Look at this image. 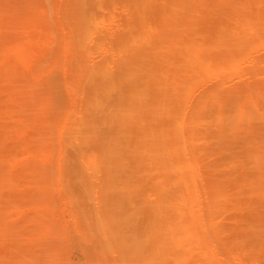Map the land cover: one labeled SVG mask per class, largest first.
Masks as SVG:
<instances>
[{
  "label": "rangeland",
  "instance_id": "obj_1",
  "mask_svg": "<svg viewBox=\"0 0 264 264\" xmlns=\"http://www.w3.org/2000/svg\"><path fill=\"white\" fill-rule=\"evenodd\" d=\"M204 42L226 50L205 55ZM120 122L135 138V169L120 171L119 151L105 149ZM157 138L164 159L152 167L143 144L152 152ZM189 154L192 197L177 214L185 231L192 215L180 242L192 244V264H264V0H0V264H125L112 204L126 197L146 227L167 220L159 203L172 202L173 167ZM165 167L170 184L155 191Z\"/></svg>",
  "mask_w": 264,
  "mask_h": 264
},
{
  "label": "bare ground",
  "instance_id": "obj_2",
  "mask_svg": "<svg viewBox=\"0 0 264 264\" xmlns=\"http://www.w3.org/2000/svg\"><path fill=\"white\" fill-rule=\"evenodd\" d=\"M189 1H192V0H189ZM82 5H83V2H82ZM79 7V6H78ZM84 8L86 9L84 12H85V14H83V16H84V18H86V19H84V18H82V19H84L85 20V22H86V20H88L89 18V15H88V8L86 7V5H84ZM76 10V12L78 11L77 9H75ZM80 10V9H79ZM175 10V9H174ZM173 10V12H175ZM83 12V11H82ZM79 14H80V11H79ZM175 14H176V12H175ZM81 15V14H80ZM173 15H174V13H173ZM172 15V16H173ZM175 16V15H174ZM77 17V16H76ZM172 18V17H171ZM173 18H176V17H173ZM172 18V19H173ZM78 19V18H77ZM79 19H80V17H79ZM78 19V20H79ZM82 19H80V21L82 20ZM83 20V21H84ZM90 20V19H89ZM169 20H171V19H168V21ZM174 20V19H173ZM82 21V22H83ZM175 21V20H174ZM82 22H81V24H79L80 26L79 27H81L82 26ZM88 22V21H87ZM90 22H94L95 23V21H90ZM89 22V23H90ZM84 23V22H83ZM93 23V24H94ZM168 23V22H167ZM175 23H177V22H173V24H171V23H169V24H171L172 26L174 25L175 26ZM220 23V22H219ZM88 24V23H87ZM90 24H92V23H90ZM178 24V23H177ZM221 24V23H220ZM224 24V28H225V26L226 27H228V26H230L231 25V22H227V21H224L221 25H223ZM95 25V24H94ZM93 25V26H94ZM83 26H87V25H83ZM173 26V27H174ZM212 26H214V25H212ZM216 24H215V28H213L212 27V29H217L218 28V26H217V28H216ZM90 27H92L91 25H90ZM168 27H171L170 25L168 26ZM221 27H223V26H221ZM83 28V27H82ZM87 28L89 29V27L87 26ZM176 28V27H175ZM220 28V27H219ZM218 28V29H219ZM79 29V28H78ZM84 29L85 28H83V32H84ZM218 29L216 30V31H213V35H214V32H216L217 33V31H218ZM225 29H227L226 31H228V28H225ZM81 30V29H80ZM87 30V29H86ZM90 30V29H89ZM89 30H87V32L89 31ZM92 30V29H91ZM95 30V29H94ZM93 30V31H94ZM173 30V29H172ZM171 30V31H172ZM79 31V30H78ZM166 31V30H165ZM169 31V30H168ZM170 31V32H171ZM174 31H176L175 29L173 30V32ZM224 31V30H223ZM222 31V28L220 29V32L222 33L223 32ZM225 31V32H226ZM79 32H81V31H79ZM82 32V33H83ZM219 32V33H220ZM229 32V31H228ZM85 33V32H84ZM94 33V32H93ZM92 33V34H93ZM79 35H81L80 33H78ZM89 34H91L90 33V31H89ZM166 34H167V32H166ZM78 35V36H79ZM84 35V34H83ZM82 35V36H83ZM86 35V34H85ZM88 35V34H87ZM222 35H224V34H222ZM242 35L243 34H241V35H239L238 36V39H237V44L238 43H240V39H241V37H242ZM92 37H93V35H91ZM218 36V35H217ZM216 36V37H217ZM87 37V36H86ZM215 37V36H214ZM216 37H215V40H218V39H216ZM218 37H220V35L218 36ZM80 39H81V37H79ZM88 38H89V36H88ZM224 38H227V36L225 37L224 36ZM223 38V36H221L220 37V40H223L224 39ZM79 39V40H80ZM212 39H214L213 37H212ZM211 39V45H212V42H214V40H212ZM88 40H91V39H88ZM87 40V41H88ZM220 40H218V42L220 41ZM225 40V39H224ZM86 41V40H85ZM82 42V41H81ZM80 42V45H84V44H82ZM217 42V41H216ZM222 42V41H221ZM225 42V41H224ZM224 42H222V45L223 44H225ZM228 42V41H227ZM85 43V42H84ZM88 44L90 43V42H87ZM168 43H171V42H168ZM175 43V42H174ZM201 42H198L196 45V52H198V49H200V47H198L199 45L198 44H200ZM176 44V43H175ZM204 44H205V46H206V49L207 50H205L207 53L205 54V55H207V54H210L211 53V51H213V50H216V49H214V48H218V50H219V46H218V43H217V45L215 44V46L216 47H214V46H210V44H206L205 42H204ZM219 44H221V43H219ZM227 44V43H226ZM170 45V44H169ZM169 45H168V47H169ZM201 45V44H200ZM214 45V44H213ZM84 46H86V45H84ZM174 46V45H173ZM172 45H170V48L171 49H173L172 47H173ZM202 46V45H201ZM80 47V46H79ZM198 47V48H197ZM224 47V46H223ZM225 47H226V45H225ZM224 47V48H225ZM174 48H175V46H174ZM222 48V47H221ZM220 48V49H221ZM223 48V49H224ZM169 49V48H168ZM167 49V50H168ZM202 49V48H201ZM223 49H221V50H219V51H222ZM224 50H226V49H224ZM223 50V51H224ZM168 51H170V49L168 50ZM218 51V52H219ZM171 52V51H170ZM169 52V53H170ZM173 52V51H172ZM193 52V51H192ZM195 51H194V53H196ZM199 52H200V50H199ZM199 52H198V54H199ZM182 53H183V51H182ZM187 53H189V51L187 52ZM193 53V54H194ZM201 53V52H200ZM216 53V51L214 52V54ZM219 53H222V52H219ZM219 53H217V54H219ZM224 53V52H223ZM180 54V53H179ZM178 54V55H179ZM198 54H197V56H198ZM213 54V53H212ZM163 55H164V53H163ZM183 55H185V54H182V57L183 58H185ZM188 55V57L190 56L189 54H187ZM202 55H203V53H202ZM201 55V56H202ZM204 55V56H205ZM221 55V54H220ZM186 56V55H185ZM200 56V55H199ZM215 56V55H214ZM217 56H219V55H217ZM164 57V56H163ZM179 57V56H178ZM203 57V56H202ZM170 58L171 57H169V62H170ZM172 60V59H171ZM175 59H173V61H174ZM179 60V59H178ZM185 60V59H184ZM180 61H181V59H180ZM182 61H183V59H182ZM143 62V61H142ZM176 62L177 61H175L174 62V64L175 65H177L176 64ZM185 62V61H184ZM171 63H173V62H171ZM180 63V62H179ZM182 64V63H181ZM184 64V63H183ZM185 64H187V63H185ZM189 64V63H188ZM187 64V65H188ZM168 65V64H167ZM175 65H174V68L175 69H178V68H176L175 67ZM160 66H163V65H160ZM171 66V65H170ZM180 66V65H179ZM84 67H85V65H84ZM169 67V66H168ZM167 66H166V68H168ZM190 67V66H189ZM192 67V66H191ZM87 68V67H86ZM157 68H159V67H157ZM164 68H165V66H164ZM180 68H181V66H180ZM188 68V67H187ZM91 69V71H92V68H89V70ZM184 69V68H183ZM182 69V71H185V70H183ZM206 69V68H205ZM138 70V69H137ZM140 70V69H139ZM138 70V71H139ZM157 71H158V69H156ZM162 70V69H161ZM164 71H166V69H163ZM171 70V69H170ZM180 70V69H179ZM189 70V69H188ZM83 71H84V68H83ZM137 71V72H138ZM187 71V70H186ZM168 73H170V71H167ZM166 72V73H167ZM176 72H177V70H176ZM175 72V73H176ZM188 72V71H187ZM195 72V71H194ZM89 73H90V71H89ZM157 73V72H156ZM159 73H161V72H159ZM164 73V72H163ZM168 73H167V75H168ZM181 73V72H180ZM184 73V72H183ZM193 73V72H192ZM158 74V73H157ZM86 75V74H85ZM89 74H87L86 76H88ZM178 75H179V71H178ZM186 75V74H185ZM83 76V75H82ZM157 76V75H156ZM155 75H154V77H156ZM159 76V75H158ZM166 76V75H165ZM187 76H189V75H187ZM85 77V76H84ZM164 77V76H163ZM168 77V76H167ZM183 77V76H182ZM159 78V77H158ZM157 78V79H158ZM164 78H166V77H164ZM184 78H187V77H183V79ZM156 79V80H157ZM169 79V78H168ZM172 79L173 80H175L173 77H172ZM155 80V81H156ZM160 80H161V78H160ZM162 81L163 80H161V83H162ZM166 81H168V82H170L169 80H166ZM187 81V80H186ZM157 82H159V80L157 81ZM171 83H172V81H171ZM154 84V83H153ZM172 84H174V83H172ZM161 85H163V83L161 84ZM166 85H168V84H166ZM170 85V84H169ZM168 85V86H169ZM177 85H179L178 84V82H177ZM151 85H149L148 87H150ZM183 86V85H182ZM158 87V86H157ZM172 86H170V88H171ZM181 87V86H180ZM105 88H107V87H103L102 88V90H101V92L103 91V90H105ZM139 88H141V86L139 87ZM146 89V88H145ZM141 90V89H140ZM139 90V91H140ZM144 90V89H143ZM163 90V89H162ZM142 91V90H141ZM145 91V90H144ZM143 92V91H142ZM139 93V92H138ZM169 95V94H168ZM171 95V94H170ZM146 96V95H145ZM163 96H164V94H163ZM172 96V95H171ZM140 97V96H139ZM157 97H161V95H158ZM164 97H166V94H165V96ZM147 99H148V97H146ZM167 98V97H166ZM166 98H165V100H166ZM172 98H174V97H172ZM178 98V97H177ZM156 99V98H155ZM141 100V99H140ZM178 99H176L175 101H177ZM149 101V100H148ZM162 101H164V99L162 100ZM162 101H160L159 103H162ZM174 101V100H173ZM138 102V101H137ZM158 102V101H157ZM168 102V101H167ZM149 102H147V103H145V104H148ZM164 103H166V101L164 102ZM164 103H162V104H164ZM169 103V102H168ZM171 103H172V101H171ZM174 103V102H173ZM172 103V104H173ZM214 105H215V103L211 106L212 107V109L214 108ZM163 106V105H162ZM165 106H169V108L171 107V104L170 105H168V104H166ZM164 108V107H163ZM168 108V107H167ZM125 109V108H124ZM127 109V108H126ZM125 109V110H126ZM209 109V108H208ZM117 110V109H116ZM118 112V111H117ZM117 112L115 113V114H117ZM119 113V112H118ZM159 113V112H158ZM159 115H161V113L159 114ZM158 115V116H159ZM155 116V115H154ZM157 116V115H156ZM185 116V115H184ZM180 117V116H179ZM182 117V116H181ZM187 117V116H186ZM185 118V117H184ZM191 118V117H190ZM189 118V119H190ZM185 119H187V118H185ZM178 120H179V118H178ZM191 120V119H190ZM190 120H189V122H185V123H187V125H190V124H188V123H190ZM184 121V120H183ZM186 121H188V119L186 120ZM203 118H201V119H197L196 120V122H195V124L196 125H202V123H203ZM176 123V122H175ZM181 123H183V122H181ZM184 123V124H185ZM177 124V123H176ZM172 125H174V122H173V124ZM186 125V124H185ZM170 126V125H169ZM175 126V128H176V126L177 125H174ZM173 126V127H174ZM172 127V126H171ZM177 127H179V126H177ZM188 127V126H187ZM168 128V127H167ZM185 128V127H184ZM115 129V131H113L112 132V135L114 134V136H111V137H114L115 139L114 140H110L109 142H108V144H107V147L105 148V149H107L111 154H113V153H115V152H117V150L119 151L118 153L120 154V157H118V158H122V161H121V163H119V168L118 169H120V171H122V168L123 167H125L126 166V168L128 169V170H131V168L133 167V164H134V169H135V165L136 164H138L139 162H141V161H138V156H137V153L136 152H138V148H136L134 145H133V143H134V135H132L131 134V132H130V130L127 128V125L125 124V123H123V122H120L119 124H118V126L117 127H115L114 128ZM137 130H138V128H137ZM155 130V129H154ZM164 130V129H163ZM170 130V129H169ZM175 130V129H174ZM184 130H186V128L184 129ZM192 130V129H191ZM133 131V130H132ZM157 131V130H156ZM176 131V130H175ZM174 131V132H175ZM179 131V130H178ZM115 132V133H114ZM157 132H159V130L157 131ZM157 132H156V134H157ZM186 132V131H185ZM184 132V133H185ZM139 133V132H138ZM153 134H154V132H152ZM151 133V134H152ZM164 133V132H163ZM162 133V134H163ZM179 133V132H178ZM187 133V132H186ZM190 133V132H189ZM134 134V133H133ZM145 134H146V132H145ZM147 134H148V132H147ZM150 134V135H151ZM161 134V133H160ZM161 134V135H162ZM115 135H116V137H115ZM137 135V134H136ZM139 135V134H138ZM155 135V134H154ZM164 135H165V133H164ZM141 136V135H140ZM142 136H146V135H142ZM141 136V137H142ZM147 136H149V135H147ZM157 136H158V134H157ZM75 137V136H74ZM80 137V136H79ZM128 137V138H127ZM151 137H153V135H151L149 138L151 139ZM165 137V136H164ZM139 138V137H138ZM145 137H143V139H144ZM162 138V137H161ZM76 139V138H75ZM80 139V138H79ZM83 139V138H82ZM122 139H124V140H126L127 141V143H124L125 145L124 146H121L122 145V142H121V140ZM142 139V138H141ZM154 139V138H153ZM153 139L151 140V141H153ZM81 140V139H80ZM80 140H78V141H80ZM84 140V139H83ZM83 140H81L82 142H83ZM156 140V139H155ZM158 138H157V140H156V143H155V146L153 145V150L154 151H152V152H148L147 150H145V148L148 146H144V144H143V147H145L144 148V150H143V152H144V154H149L148 156H151V159H152V167L155 165V163L158 161L159 162V159H161V158H163V156H162V153H161V150H162V146L160 145L159 146V142H158ZM77 141V142H78ZM80 141V142H81ZM145 141V140H144ZM160 141V140H159ZM162 141V140H161ZM139 142V141H138ZM163 142V141H162ZM178 142V141H177ZM144 143V142H143ZM136 144V143H135ZM140 144H141V142H140ZM153 144H154V141H153ZM161 144V143H160ZM175 145H176V143H174ZM139 145V144H138ZM170 145V144H169ZM180 145V144H179ZM168 146V145H167ZM122 147H125V150L123 151V152H121L120 150L121 149H119V148H122ZM168 147H170V146H168ZM167 147V148H168ZM180 147H183V146H176L175 148L174 147H170V150H172V152L171 153H173V151L174 150H176V149H178V148ZM184 147H185V145H184ZM148 148V147H147ZM146 148V149H147ZM150 149H152V146L151 147H149ZM167 148H165V150H168L169 151V149H167ZM141 149V148H140ZM164 149V148H163ZM185 149V148H184ZM107 150H105V151H107ZM180 150V149H179ZM179 150H178V152H179ZM99 151V150H98ZM98 151H97V153H98ZM143 152H142V154H143ZM170 152V151H169ZM176 152V151H175ZM174 152V153H175ZM117 153V154H118ZM151 153V154H150ZM101 155H102V152L100 153ZM110 154V155H111ZM169 154V153H168ZM104 155V154H103ZM164 155V154H163ZM167 155V154H166ZM98 156V155H97ZM106 156H107V154H106ZM118 156V155H117ZM141 156V155H140ZM115 157V156H114ZM138 157V158H137ZM145 157V156H144ZM104 159H106L105 158V156L103 157ZM112 158H113V156H112ZM111 158V159H112ZM148 158V157H147ZM168 158V157H167ZM150 158H148V160H149ZM164 159V158H163ZM114 160V159H113ZM140 160V159H139ZM147 160V159H146ZM96 161H97V159H96ZM98 161H100V160H98ZM103 161V159L101 160V162ZM108 161V160H107ZM114 161H116V160H114ZM118 161V160H117ZM129 161H130V163H129ZM113 162V161H112ZM164 162V161H163ZM82 164V162H79V164ZM98 163V162H97ZM106 163V162H105ZM104 163V164H105ZM118 163V162H117ZM117 163H115L116 165H117ZM129 163V164H128ZM144 162L142 161V164H143ZM75 164V163H74ZM91 164V163H90ZM94 164V163H93ZM103 164V166H105ZM158 164H160V163H158ZM165 164V163H164ZM171 164H172V162H171ZM99 165H102V164H100L99 163ZM139 165H141V164H139ZM173 166H174V163L172 164ZM76 166V165H75ZM80 166V165H79ZM86 166H87V163H86ZM108 166V165H107ZM106 166V167H107ZM113 166H114V164H113ZM170 166V165H169ZM172 166V167H173ZM82 167V166H81ZM84 167V166H83ZM101 167V166H100ZM106 167H104V170H103V168L101 169L102 170V173L104 174V173H108V172H110V170L108 171V169L106 168ZM115 167V166H114ZM113 167V168H114ZM142 167V166H141ZM151 166H149L148 168H150ZM159 166H156V167H154V168H158ZM163 167V166H162ZM79 168V167H78ZM105 168H106V170L108 171V172H105L106 170H105ZM110 168V167H109ZM140 168V167H139ZM147 168V167H146ZM146 168L144 169V170H146ZM88 169V168H87ZM125 169V168H124ZM127 169H125V170H127ZM152 169V168H151ZM81 170V169H80ZM83 170H84V168H83ZM117 169H115V170H113L114 172H115V174H116V172L117 171H119V170H117ZM164 170H166V172L164 171ZM163 170V172L158 176V180H157V183L159 182V185H158V187H156L155 188V186H153V189L152 190H155V191H157V189H158V192L160 191V190H162L163 188H165L166 186H168L170 183H172V184H170L171 186L173 185L174 187H175V190H176V193H175V197L173 198V200H172V202H170L169 203V205H167L166 207H164V203H159V206H160V210L163 212V213H165V212H167V211H169L170 213H171V215H169L168 216V219L167 220H164L163 219V217L162 218H160L159 219V217H156V216H154L155 218H153L152 220L150 219V221H148L146 224H147V227H148V229H143V226H144V222L143 223H136L134 220H133V217H134V213H128V211H127V209H124V202L125 201H123V200H126V197H124V198H122V200H117L116 201V203L115 204H112L113 205V207H111V209L113 208V210L112 211H109V213H110V215H115L114 216V218L113 219H116V218H120V220L117 222V224H115V226H114V232H115V235H114V237L116 238V240L119 242V244H120V249H119V252H118V255L122 258V259H124V257L128 254V248H131V251H130V253H132V257H131V259L130 260H128V261H126L125 262V264H192V244L191 245H189V247L188 248H186V246H184V245H182L180 242L183 240V239H190L191 237H192V235H191V233H192V227H191V222H192V215L190 214L189 215V218L187 219V227H188V231H187V229H186V231L185 230H182L181 229V226L184 224V219L182 218V215H180V214H177V212L179 211V208L181 207V204L183 203V204H186L187 203V201L189 200V199H191V197H192V195H191V193H192V190H191V187H192V155H190L189 154V156H188V160H182V161H179L178 163H176L175 164V167H173V170H175V172L176 171H181L182 172V175L178 178V179H171L170 180V183H169V178L167 177V176H169L168 174L166 175V173L168 172L167 170H169V167H168V169L165 167V169ZM170 170H172V169H170ZM124 171V170H123ZM141 171V170H140ZM147 171V170H146ZM148 171H150V170H148ZM162 171V170H161ZM75 172V171H74ZM113 172V173H114ZM128 172V171H127ZM130 172V171H129ZM135 172V171H134ZM133 172V170H132V173L131 174H133L134 173ZM139 172V171H138ZM137 172V173H138ZM151 172H153L152 170H151ZM159 172H160V170H159ZM86 173V172H85ZM100 173V172H99ZM102 173H100L101 175H102ZM111 173V172H110ZM118 173V172H117ZM136 173V172H135ZM140 173V172H139ZM146 172H144V173H140V174H145ZM149 173V172H148ZM148 173H146V174H148ZM88 174H89V172H88ZM106 174H104V176H107ZM126 174V173H125ZM130 174V175H131ZM76 175V174H75ZM119 175V174H118ZM152 175H154V174H152ZM77 176V175H76ZM80 176V175H79ZM90 176V175H89ZM115 176V175H114ZM120 176V175H119ZM122 176H124L123 174H122ZM126 176V175H125ZM128 176H129V173H128ZM127 176V177H128ZM149 175H147V177H148ZM81 177V176H80ZM93 177V176H92ZM102 177H103V175H102ZM107 177H109V176H107ZM110 177H111V175H110ZM113 177V176H112ZM126 177V178H127ZM133 177V176H132ZM138 177V176H137ZM143 177V176H142ZM150 177H152L151 176V174H150ZM104 178H106V177H104ZM116 178V179H115ZM114 179L115 180H117V181H119L118 179H117V177H115ZM130 178H131V176H130ZM153 178V177H152ZM82 179H84V178H82ZM107 179H109V178H107ZM134 179H136L137 180V178H134ZM141 179V178H140ZM139 179V180H140ZM143 179V178H142ZM85 180V179H84ZM104 181H106L105 179H103ZM125 180V179H124ZM124 180H123V182H124ZM130 180H132V179H130ZM138 180V181H139ZM155 180V179H154ZM135 181V180H134ZM141 181V180H140ZM108 182V181H107ZM115 182V181H114ZM129 182V181H128ZM136 182V181H135ZM156 182V181H155ZM106 183V182H105ZM110 183V182H109ZM119 183V182H118ZM130 183V182H129ZM129 183H127L128 185H129ZM154 183V182H153ZM84 184V186L83 187H86L85 186V183H83ZM126 184V190H127V188H130L131 186H132V183L129 185V187H128V185ZM138 184V183H137ZM154 184H156V183H154ZM153 184V185H154ZM90 185H92V184H90ZM90 185H88V186H90ZM133 185H134V183H133ZM136 185V184H135ZM139 185V184H138ZM93 187H94V185H92ZM91 186V187H92ZM91 187H89L90 189H91ZM96 187V186H95ZM77 188H79V186L77 187ZM77 188H76V191H77ZM152 188V187H151ZM155 188V189H154ZM80 189V188H79ZM78 189V190H79ZM86 189V191H88L87 190V188H85ZM97 189V188H96ZM83 190V189H82ZM132 190V189H131ZM150 190V189H149ZM77 192H79V191H77ZM81 192V191H80ZM79 192V193H80ZM128 192V191H127ZM83 193V192H82ZM82 193H80V194H78L79 196L82 194ZM100 193H103L102 192V190L99 192V194ZM129 193H131V192H129ZM152 193H156V192H154V191H152ZM89 194H91V192H89ZM95 194V193H94ZM84 195H87L86 193L84 194ZM104 195H105V193H103V195H101L100 197H104ZM263 195V194H262ZM83 196V195H82ZM110 196V195H109ZM86 197H89L88 195L86 196ZM261 197V196H260ZM263 197V196H262ZM110 198V197H109ZM108 198V199H109ZM101 199V198H100ZM259 199V198H258ZM261 199V198H260ZM91 200V199H90ZM106 200V199H105ZM103 198L101 199V201H105ZM107 201V200H106ZM109 202H110V199L108 200ZM108 203V202H107ZM104 204H105V202H104ZM109 204V203H108ZM96 205H97V202H96ZM110 205V204H109ZM111 205V206H112ZM106 206V205H105ZM108 206V205H107ZM157 208H158V206H156ZM90 208H91V210H92V207L90 206ZM108 209V208H107ZM95 210V209H94ZM85 212V211H84ZM108 213V212H107ZM106 213V214H107ZM108 213V214H109ZM152 213V212H151ZM150 213V214H151ZM105 214V215H106ZM153 214V213H152ZM155 214V213H154ZM155 215H157V214H155ZM159 215V214H158ZM86 216V215H85ZM106 216H108V215H106ZM105 217V216H104ZM109 218V217H108ZM101 219V218H100ZM105 221H101V230H100V232L102 233V234H107L108 232H109V230H110V228L107 226V223L109 224V223H111V219H107V218H103ZM97 222H98V220H97ZM113 223V222H112ZM97 225V224H96ZM141 225H142V227H141ZM104 227V228H103ZM107 227V228H106ZM141 227V229L142 230H140L139 228ZM144 227H146V225L144 226ZM146 227V228H147ZM185 231V232H184ZM185 235V236H184ZM191 235V236H190ZM119 240H118V239Z\"/></svg>",
  "mask_w": 264,
  "mask_h": 264
}]
</instances>
